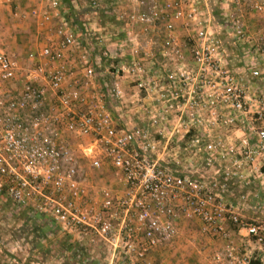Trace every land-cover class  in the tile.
Here are the masks:
<instances>
[{
    "label": "built area",
    "instance_id": "2783aa9c",
    "mask_svg": "<svg viewBox=\"0 0 264 264\" xmlns=\"http://www.w3.org/2000/svg\"><path fill=\"white\" fill-rule=\"evenodd\" d=\"M45 1L12 16L39 26L57 18L53 37L25 60L0 51V200L46 216L74 240L105 241L126 264H153L151 254L176 238L183 217L226 241L231 223L264 264V217H243L215 184L168 170L161 141L146 144L141 129L114 115L129 91L156 98L163 103L152 126L166 119L165 148L187 151L175 163H227L238 178L264 177V31L246 21L248 13L264 18V0H89L136 6L124 20L143 31L122 30L115 40L68 23L61 0ZM214 10L223 30L212 26ZM82 162L110 166L120 187L91 183ZM249 254L226 242L214 264H248Z\"/></svg>",
    "mask_w": 264,
    "mask_h": 264
},
{
    "label": "rangeland",
    "instance_id": "374dc122",
    "mask_svg": "<svg viewBox=\"0 0 264 264\" xmlns=\"http://www.w3.org/2000/svg\"><path fill=\"white\" fill-rule=\"evenodd\" d=\"M75 1L80 3L77 5ZM75 1H74V6L72 5V7L70 6V8L67 7V4L65 6V3L67 1L65 0L62 1V3L64 4V5L62 4L64 10L61 13H63L68 23L72 25L76 23V21H74V18L80 17L81 22L91 23V26L89 27L93 30L119 32L122 30L143 31L144 29V26L140 23L131 24L127 21V19L124 20L125 17L128 18V15L134 8H136V6L127 5V4L109 6V4H104V5L100 4L97 7H92L89 4V0H75ZM212 1L215 2L216 0H212ZM88 4L90 5L91 10L93 11L90 10V12H88V10H86V5ZM141 8L142 7L139 6L137 7V10H140ZM12 10H14V8ZM18 10L20 12H23L22 10L19 9V7ZM25 12L27 13L28 10L27 11L25 10ZM87 13L89 14L86 16ZM214 14H215V18L212 22L213 28L216 30L223 29L221 20L218 18L217 12L215 10H214ZM252 14L253 16H251L252 18H250V22L255 23L256 27L254 30L264 31V18L258 16L255 13H251V15ZM247 16H250L249 13L247 14ZM86 17L89 18L87 19ZM10 18L11 17L7 15V13H5L4 21L0 20V51L10 55H15L16 57L25 60L26 56H28V52L35 51L36 48L29 49L27 47L29 45L27 39L20 38V36L22 35H28V32L18 31L19 26H17V24L19 23L18 20H20V18L18 19L13 17L14 20ZM24 18L26 20V16H25L21 18V21ZM162 26L163 23H159V28H162ZM77 27L80 28L78 25ZM147 29L150 31L153 30V28L151 27L150 28L148 27ZM150 36L151 35L149 34L148 39L150 38ZM113 38L111 37L110 39L113 40ZM90 40L92 42H95L94 36H92ZM118 45L119 44L116 43V45H114L113 47ZM155 45L157 46V44ZM157 55L158 54L153 55V60L157 62H161L162 61L161 55H159L158 57ZM110 62L111 60L108 59V60H103L101 63H103L104 65H108L110 64ZM131 94L132 92H128V94L124 98V100H126L127 102H123L121 107L120 105L118 106L121 109L120 113L122 111H125L123 112L122 116H118L117 111L119 110H116L114 108V115L119 125L128 128L137 127L141 129L144 132V135L146 136L144 139V142L146 144L160 140L161 144L158 146L157 149L161 153V156L164 159L161 161V163L171 172L188 174L197 178H201L202 180L206 181L209 184H215L216 185L215 187L219 191L220 195L223 196L225 201L227 202L230 201L231 203L239 207V212L241 215L243 214V211H241L242 207H244L243 202L249 201L251 206L255 207L253 209H250V213L246 214L247 216L250 217L249 219H254L256 217H264V213H262L263 210L262 205L264 204V189H260V186L257 187L254 186L253 183H251V187H253V189H251L252 192L247 197L249 191L248 189L246 190L244 188L246 184L244 180L246 179L233 176V172L236 170L235 166H231L227 163L207 165L201 159H199L198 162L193 163L192 165H188L186 163L184 165L175 163L172 160V158L175 157L174 155H176L179 158L182 157L185 158V155H187V151L186 153H184V151H180L177 149H171V150L166 149L165 148L166 119L158 118L157 119L158 124H156L155 127H153L150 118L152 112H154L155 110L158 111L161 110V106L163 102L156 100V98L154 100L148 99L142 94H140L139 97L133 96ZM153 97H156V95ZM82 172L89 179H91V177L92 178L95 177V180L99 181V183L97 184L98 187L102 185L111 186L114 189L120 187V185H118L119 182L118 176L110 166H105L101 170H94L87 163L82 162ZM233 181H242V184L238 183L237 184L238 187L234 188L232 183ZM254 193H256L257 195H253ZM182 220L192 221L189 223V225L195 228V230L197 231L196 234L201 233L203 236L210 237V235H206L202 232L201 230L202 224L199 219L195 217H183ZM193 221H195L196 224ZM25 225H26V219L24 218V215L20 214V212L16 210L15 206L13 205V202L10 199H6V198H4V200H0V264H24L28 260L35 259L33 257V254H31L32 251L22 246V241H28L27 239H25V234L27 233L31 236L33 233V230L27 228ZM229 228L232 230H236L237 232L236 227L231 223L229 224ZM237 238L238 241H242L241 235H238ZM197 239L198 237L196 238V240ZM243 241L246 240L243 239ZM252 245L253 246L251 247V249L257 248L255 244L252 243ZM243 252L244 251H242V253ZM249 255L252 258L254 256L258 257L259 255L262 254H260V252L254 253V250H251ZM28 257L30 258L28 259ZM182 263L200 264L199 262H193L192 260H188ZM164 264L166 263L164 262Z\"/></svg>",
    "mask_w": 264,
    "mask_h": 264
},
{
    "label": "crops",
    "instance_id": "0c3cea01",
    "mask_svg": "<svg viewBox=\"0 0 264 264\" xmlns=\"http://www.w3.org/2000/svg\"><path fill=\"white\" fill-rule=\"evenodd\" d=\"M63 1V0H61ZM65 6L67 4V7L70 8L72 5L74 6L75 0H66ZM212 1V0H210ZM76 2V1H75ZM77 5L80 2H76ZM63 4V3H62ZM64 5V4H63ZM75 5V6H77ZM46 6L45 0H0V20L4 21L5 13L9 15L11 18L12 9H19L24 11L29 10L32 7H38V8H44ZM17 7V8H16ZM64 10L63 6L61 5L60 14ZM86 10L90 12L91 8L90 5H86ZM93 11V10H91ZM89 13L86 14V16ZM250 16L246 17L248 28L252 31L254 30L256 25L254 22H250L251 13H249ZM23 18V17H22ZM87 19L89 17H86ZM14 20V19H13ZM79 20V21H78ZM19 23L17 26H19L20 32H28V35H22L20 38H26L29 45L27 46L29 49H35L41 46L46 39L49 37H53V32L55 31L57 25L59 24L57 18L53 19L50 23H46L43 25V27H40L37 25L34 18L29 17L26 15L25 18L18 20ZM74 21H76L75 26H79L80 30L83 29V24H85L88 28L91 26V23L81 22L80 17L74 18ZM31 26V27H30ZM31 28V29H30ZM91 29V28H90ZM221 30V29H217ZM223 30V29H222ZM99 32L106 33L108 37H114L119 38L121 37V34H118L116 31H104V30H98ZM108 38V39H110ZM148 39L147 37H143ZM115 45V44H114ZM153 50L152 53L154 55L158 54L155 52L154 46L150 44ZM159 54L157 55V57ZM102 67V65H100ZM128 89V88H127ZM129 91V89H128ZM131 92V91H129ZM122 102H127L126 100ZM117 115L122 116L123 112L120 113V108H116ZM254 178V179H253ZM91 183L98 184L99 181L95 180V177H91ZM95 182V183H94ZM245 189L249 191L247 197L252 192L251 189V183H253L254 186L259 187L260 189H264V177H252L244 180ZM233 187L237 188L238 183L242 184V181H233ZM259 189V190H260ZM255 192V191H254ZM253 195H257L254 193ZM230 202V201H229ZM14 205V204H13ZM264 205V204H263ZM262 205V213H264V206ZM15 206V205H14ZM243 206L241 211H243L242 216L246 218H250L247 216V213H250V209L255 208L254 206H251L250 202H243ZM16 210L20 212V214L24 215V218L26 219V227L33 230L32 235L25 234V239L28 241H22V246L24 248H28L33 254V257L35 258L34 261L35 264H81L79 261L80 256L87 257L91 262H94V264H126L124 259H121L117 254H113L112 250L109 248L108 244L105 241H91L88 237H85L82 241H77L71 238L70 235H64L60 234L58 231H56L51 226V223L48 221L46 216L44 215H31L27 213L25 209L16 207ZM28 218V220H27ZM192 221L182 220L180 219L177 222V229L178 234L174 241H171L169 244H165L163 246L158 247L153 251V253L150 256V260L153 262V264H158L159 262L163 261L166 264H183L182 262H186L188 260H192L193 262H199L200 264H214V255L217 252H220L226 242H230L232 245L237 247L240 254L243 253H250L251 250H254V253H258L259 251H255L256 249H251L253 246L250 241H248L246 238L242 237V241H238V235L239 233L236 232V230H232L228 226V230L230 232V241H225L224 239L220 237H212V236H203L196 234L195 228H193L189 223ZM195 224L196 222L193 221ZM193 223V224H194ZM233 236V237H231ZM198 239L196 240V238ZM49 238V239H48ZM232 239V240H231ZM246 240V241H243ZM49 240V241H46ZM251 249V250H250ZM27 250V251H29ZM242 251H244L242 253ZM28 254V253H26ZM262 254V252H260ZM254 255V254H252ZM32 257V258H33ZM30 257H28L29 259ZM27 260V259H26Z\"/></svg>",
    "mask_w": 264,
    "mask_h": 264
},
{
    "label": "trees",
    "instance_id": "16d2710c",
    "mask_svg": "<svg viewBox=\"0 0 264 264\" xmlns=\"http://www.w3.org/2000/svg\"><path fill=\"white\" fill-rule=\"evenodd\" d=\"M66 1V0H65ZM237 60V58H234ZM262 172L264 173V165L262 166ZM80 259V257H79ZM81 262V259L79 260ZM24 264H35L34 261L32 260H28L26 261V263ZM248 264H261V261H260V255L258 257L254 256L252 257L250 260H249V263Z\"/></svg>",
    "mask_w": 264,
    "mask_h": 264
}]
</instances>
